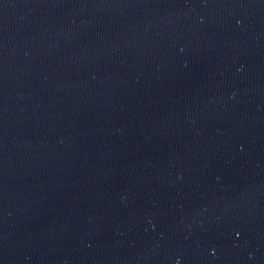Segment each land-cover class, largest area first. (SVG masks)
Here are the masks:
<instances>
[{"label": "water", "instance_id": "95a60500", "mask_svg": "<svg viewBox=\"0 0 264 264\" xmlns=\"http://www.w3.org/2000/svg\"><path fill=\"white\" fill-rule=\"evenodd\" d=\"M0 264H264V0H0Z\"/></svg>", "mask_w": 264, "mask_h": 264}]
</instances>
